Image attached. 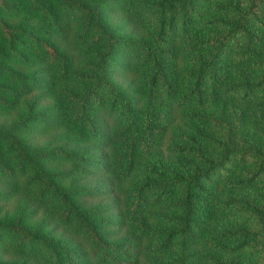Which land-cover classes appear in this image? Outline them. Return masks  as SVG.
Returning a JSON list of instances; mask_svg holds the SVG:
<instances>
[{"label": "trees", "instance_id": "trees-1", "mask_svg": "<svg viewBox=\"0 0 264 264\" xmlns=\"http://www.w3.org/2000/svg\"><path fill=\"white\" fill-rule=\"evenodd\" d=\"M0 264H264V0H0Z\"/></svg>", "mask_w": 264, "mask_h": 264}, {"label": "rangeland", "instance_id": "rangeland-1", "mask_svg": "<svg viewBox=\"0 0 264 264\" xmlns=\"http://www.w3.org/2000/svg\"><path fill=\"white\" fill-rule=\"evenodd\" d=\"M209 11H211V9Z\"/></svg>", "mask_w": 264, "mask_h": 264}]
</instances>
